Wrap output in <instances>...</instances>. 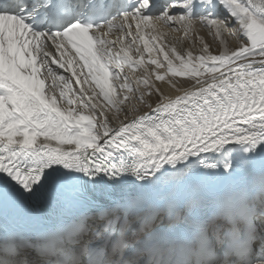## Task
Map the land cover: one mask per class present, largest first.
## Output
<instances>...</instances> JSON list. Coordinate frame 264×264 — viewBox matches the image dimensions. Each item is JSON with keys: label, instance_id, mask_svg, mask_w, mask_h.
<instances>
[{"label": "snow or ice", "instance_id": "obj_1", "mask_svg": "<svg viewBox=\"0 0 264 264\" xmlns=\"http://www.w3.org/2000/svg\"><path fill=\"white\" fill-rule=\"evenodd\" d=\"M196 22L239 45L165 43ZM0 264H264V0H0Z\"/></svg>", "mask_w": 264, "mask_h": 264}, {"label": "bare ground", "instance_id": "obj_2", "mask_svg": "<svg viewBox=\"0 0 264 264\" xmlns=\"http://www.w3.org/2000/svg\"><path fill=\"white\" fill-rule=\"evenodd\" d=\"M229 23L231 24V20H229ZM232 26H234V25H232ZM196 27H201V29L199 30ZM192 30H194V31H192ZM192 30L190 31L192 33V36L190 37V39L195 44V47L194 48L190 47L191 44L188 42L187 37H185L183 30H180V31H168L167 29H165V31L168 32V35H167V38H166L165 43L169 47H173L174 46L178 52H180L181 54H184V55H186V53L188 51H191L193 53V56H196V52L197 53L198 52L199 53L201 52V48L203 46L202 43H201V41H203V43H207L209 45V51L212 53L211 48H210V44H209L210 43L209 38H211L212 43L213 42H217L218 43V46H219V49L218 50H219V52L223 50V48H224L225 45L229 49H234L235 46H236V44L238 43V39H237L238 37L236 35L230 34V30L223 32V34H222V39H223V42H224L223 44L221 43L220 39H217L215 37V35H214L213 32H210L208 28L202 26L199 22H196L194 24ZM107 38L109 40L116 41V46H115V48L113 50L116 49L117 51H119L120 50V47H121V42H122L123 45L125 46V50L129 51V54L132 57H134L133 54H135V55L140 54V53H138L136 51H133L134 46H133L132 49H128L127 48V45L129 44V42H127L128 40L126 41L127 38H123V34L120 33L118 30H113L111 33H109V36ZM129 38L131 39V37H128V39ZM137 44H138L139 48L141 50H143V43L140 42V41H137ZM51 55L57 56V58H59L54 49L51 50ZM155 55L156 54L153 53L152 54V58H154ZM139 58L140 57L138 56L137 59H139ZM143 58H144V65L141 66V67H139V71L141 73L140 75H142V77L145 76V71H144L145 67H147L149 73H151L152 72V69L154 68L153 65H151V64L148 63V61L150 59V54L143 53ZM50 66L53 68L54 72L57 74V77L58 76H65L66 78L67 77H71V72L65 71L64 69L59 68L58 65L51 64ZM86 71L87 70H85V72ZM52 79H53L52 77H47V79H46V85H50L51 82H52ZM151 79L153 80V82L155 83V85L158 88H160L166 95L171 96L173 98L176 95L181 94V92H178L177 91V88H180L181 91H182L183 88L187 87V84L186 83L177 82L176 81L177 80L176 77H168V78H166L165 81H155V77L153 75L151 77ZM169 80H171L172 83H169ZM57 83L61 84V86H62V82H60V81L57 80ZM173 84H175L176 87H173L172 86ZM82 86L83 87H86V88L88 87L87 85H77L75 83V78L74 77L71 79V87L74 90L78 91L79 88L82 87ZM92 87L94 88L95 85H92ZM48 90L51 91V92H54L56 94L57 98H58V101H60V98H59V89L52 88V89H48ZM96 91L98 93L99 92V89H96ZM69 95H71V93H69ZM89 95H91V92L90 91H89ZM152 95H153V100H152L151 104H152V108H155L159 97L155 93H153ZM99 100L100 101H103V97L102 96L99 97ZM104 103L106 104L107 102L104 101ZM60 106H61L62 109H66V108H69V107H75L76 105L69 106V105H67L66 100H65V101H60ZM80 110L82 112H84L85 114H87V110H85V109H80ZM121 110L122 109L120 108V112L119 113H116L115 112V109H113V112L108 113L110 119H111V117L114 114L118 117L115 120H111V123H112L113 126H117L120 122L127 123L128 120H130L132 118V116L129 115L128 113L123 114L121 112ZM150 111H151L150 108H146L145 105L142 104L141 107H140V110H138V112H136L135 114L136 115H143L144 113H148Z\"/></svg>", "mask_w": 264, "mask_h": 264}, {"label": "rangeland", "instance_id": "obj_3", "mask_svg": "<svg viewBox=\"0 0 264 264\" xmlns=\"http://www.w3.org/2000/svg\"><path fill=\"white\" fill-rule=\"evenodd\" d=\"M232 27H235V25L232 26ZM196 28L199 29V30L201 29V27H196ZM192 31H194V30H192ZM188 35L189 36H187V40L191 44L190 47L194 48L195 47V44L190 39V37L192 36V33L189 32ZM237 39H238V43L236 44L235 48L239 45L241 38L238 37ZM129 40L131 41L130 38L129 39L128 38L126 39L127 42H130ZM209 40H210V43L209 44H210V48H211L212 53L213 54H219V50H218L219 49V46H218V43L217 42H213L212 43L211 38H209ZM134 48H135V46H134ZM113 51L116 52L117 50L115 49ZM133 51H135V50L133 49ZM199 54H200L199 52L198 53L196 52V56L199 55ZM133 56H134L133 58L135 60V59H137L138 56L140 57V54H137V55L133 54ZM124 72L128 76L130 82L133 84V87H136V81L138 79L142 78V75H140L141 73L139 71V68H136L135 70H133V69H130L127 66H125ZM176 78H177V80H176L177 82H183V83H185V80L187 79V78H182V77H176ZM117 91H118V94H119L120 97H122L125 94H127L129 96V99L126 100V101H124V103H122L120 105V108L122 109L121 112L123 114L129 113V109H130V106L131 105L132 106H135L138 110H140V107H141L142 104L145 105L144 102L140 99V93L139 92L126 93V92H120L119 89H117ZM144 100H147L148 102L151 103L152 100H153V95H151V96L145 95L144 96ZM145 107L148 108L146 105H145Z\"/></svg>", "mask_w": 264, "mask_h": 264}]
</instances>
